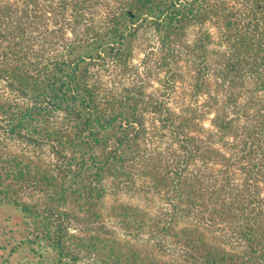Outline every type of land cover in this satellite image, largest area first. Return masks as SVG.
<instances>
[{
    "label": "trees",
    "instance_id": "trees-1",
    "mask_svg": "<svg viewBox=\"0 0 264 264\" xmlns=\"http://www.w3.org/2000/svg\"><path fill=\"white\" fill-rule=\"evenodd\" d=\"M144 27L159 87L116 97ZM109 196L141 249L96 235L70 255L67 224L103 225ZM4 204L49 264H264V0H0Z\"/></svg>",
    "mask_w": 264,
    "mask_h": 264
},
{
    "label": "rangeland",
    "instance_id": "rangeland-1",
    "mask_svg": "<svg viewBox=\"0 0 264 264\" xmlns=\"http://www.w3.org/2000/svg\"><path fill=\"white\" fill-rule=\"evenodd\" d=\"M158 40L155 33L150 27H144L139 31L135 43H134V55L131 59V67L127 71L119 70L114 77H106L104 80V88L108 90L112 95H124L126 92L132 89L133 84H137L139 87H144L146 93H152L155 89H158V81L162 78V74L158 73L156 66H151L149 69H144L142 61L146 55L153 53L158 55ZM136 71L141 72V76L137 79ZM143 73V75H142ZM136 79V80H134ZM189 89L190 86L188 85ZM203 100H201L202 102ZM132 194L124 195L121 199L125 202H130ZM137 197H134L136 201ZM31 198H28L30 201ZM116 203L114 196H109L105 200L106 205V218L104 224L97 226L91 221H86L87 225L82 228V225L72 222L67 224L68 234L71 236V240L67 245L71 248V254L83 253L82 250L89 248L90 245H99L91 240V237L96 235L101 236L103 239H113V241H119L124 248H134L139 251L142 247L143 239H147V236L137 233H129L123 227H120L115 223L114 219L109 217L110 207ZM80 210L77 209V212ZM24 212V211H23ZM21 209L13 206H5L0 208V264H49L53 260L59 259L58 254L53 250V245H50L43 239V233L37 235L34 230V222L29 219V215H25ZM80 214V213H78ZM108 214V216H107ZM83 217V216H79ZM26 223L28 225H26ZM27 231L23 236L14 235L25 229ZM24 237L31 238L34 242L32 244H20L17 245ZM84 239V240H80ZM110 241V240H109ZM101 245H108L107 242ZM115 245V244H109ZM149 247H156L160 249V252L172 255H178L177 245H147ZM84 248V249H83ZM86 256V254H84ZM167 258V257H165Z\"/></svg>",
    "mask_w": 264,
    "mask_h": 264
}]
</instances>
